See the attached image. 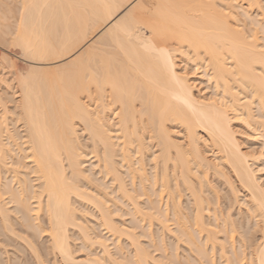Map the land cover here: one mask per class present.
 I'll return each mask as SVG.
<instances>
[{
    "label": "bare ground",
    "instance_id": "6f19581e",
    "mask_svg": "<svg viewBox=\"0 0 264 264\" xmlns=\"http://www.w3.org/2000/svg\"><path fill=\"white\" fill-rule=\"evenodd\" d=\"M19 2L12 31L4 27L29 63L0 56V70L11 73L10 90L0 89V235L6 242L25 237L43 264L27 237L45 232L46 250L58 263L105 264L111 248L84 224L87 208L110 236L133 246L127 255L133 264L166 258L232 264L246 249V264H264V186L255 154L241 146L233 123L264 133V0ZM88 154L95 161L89 169ZM218 177L229 196L218 195ZM239 189L249 211L237 236L229 208L242 202ZM124 207L131 220L120 218ZM155 222L192 244L194 254H183L191 262L174 254L175 240L170 257L154 261L151 247L158 250V241L144 245L149 253L138 234L149 238ZM71 236L78 246L90 250L96 242L102 251L75 256L81 247L73 249Z\"/></svg>",
    "mask_w": 264,
    "mask_h": 264
},
{
    "label": "rangeland",
    "instance_id": "374dc122",
    "mask_svg": "<svg viewBox=\"0 0 264 264\" xmlns=\"http://www.w3.org/2000/svg\"><path fill=\"white\" fill-rule=\"evenodd\" d=\"M19 0H0V34H2L1 36H0V56H1V54L3 55V53L4 54H8V55H10V56H12V57H14L13 59L14 60H16L20 65H26L27 63H29L28 62V60H27V58H25L23 55H21V53L19 52V45L18 44H14V42H12V38H14V35L12 36L11 35V32H10V30L12 31V28L14 27V24L16 23L15 21H16V19H17V16H18V13H19ZM4 25L5 26H7V25H11L10 26V30L9 29H7L6 27H4ZM13 26V27H12ZM4 29H7L9 32L8 33H5V32H3L2 30H4ZM6 30V31H7ZM0 59H1V57H0ZM31 63V62H30ZM37 65H42V64H37ZM50 65H52V64H50ZM197 71V70H196ZM0 89H1V92H2V90L4 91V88H5V91H6V88L8 87L7 86V82L6 81H10V79H11V73L8 71V69H6V68H2V70H0ZM196 82H198V80L197 81H195V84H198V83H200V81L198 82V83H196ZM198 85H200V86H198ZM197 86H198V88H201V90L203 91V93L205 92V93H208V92H210V88L209 87H207V83L206 82H204V83H202L201 82V84H198ZM8 90H10V88L8 87L7 88V91ZM201 91V92H202ZM236 121L238 122V123H236ZM233 123L235 124V127H236V129H237V133H238V131H239V133L238 134H236L237 135V137L241 140V146L246 150V151H248L249 153L250 152H252V154H253V157H254V154H255V157H254V164H253V166H254V168L256 169V175H257V177H258V180H259V183H261V185L262 186H264V136L263 137H261L260 136V134L262 133V131L260 130V129H257V131L256 130H254V129H249L250 127H249V125H247L248 127H246V125H244V123L243 122H240V121H238V120H234L233 121ZM237 124V125H236ZM246 124V123H245ZM245 127V128H244ZM249 130H248V129ZM239 129V130H238ZM253 132H252V131ZM260 130V131H259ZM260 132V133H259ZM256 134V135H255ZM257 135H259V136H257ZM261 135H264V133H262ZM257 136V137H256ZM82 142H83V145H85V137L84 136H82ZM262 144H263V146H262ZM83 149L85 150V152H87V151H89V149H90V147H83ZM263 152V153H262ZM262 153V154H261ZM91 155L92 154H88L86 157H84L85 159L87 158L88 160H86L85 161V163H84V166L86 167V168H90V164H93V163H95V161H94V158H92L91 157ZM255 160H256V162H255ZM93 161V163H91ZM22 170H24V169H22ZM97 173V172H96ZM97 176H99L98 174H96ZM97 176H95V177H97ZM233 176V175H232ZM93 178H95L94 176H92ZM213 178H216V177H213ZM219 177L217 178V179H215V181L216 182H214V186H216L215 188H216V190H217V193H218V195H220V197L222 198V197H226V196H229L228 194H230V189H229V186H228V184L225 182V178L223 179L222 177L219 179ZM232 179L233 180H235V177L233 176L232 177ZM231 179V180H232ZM103 181V180H102ZM234 184H238V182L235 180L234 181ZM239 186V185H238ZM110 189L112 190V188H109L108 187V190L110 191ZM240 191L238 192V195H239V197H240V201L242 200V202H240V206L237 204V203H233V205L231 206L232 208H229L230 209V212H229V214H230V216H232V219L233 220H235V222H234V224L236 223V227H237V234H236V231L234 232V235H237L238 236V233H243V228H240V227H238L239 225H238V222H240V221H242V222H244V221H247V219H246V213L249 211L248 209H247V207H246V198H245V196H244V194H245V192L242 190V189H239ZM227 192H228V194H227ZM185 192H183V193H181L182 195H181V199L180 200H182V205H183V207H184V205L185 206H187L186 204L187 203H185L186 201H188L189 199V197H188V195H186V193L184 194ZM112 196L113 197H115L116 195L113 193L112 194ZM243 197L245 198V199H243ZM140 199L139 200H142L143 198H144V196H141V197H139ZM188 199V200H187ZM244 200V201H243ZM243 202H245V203H243ZM79 203V202H78ZM75 203V205L77 206V208H78V210H80V211H78V213L79 214H81L80 212H82V206L84 207V205H82L81 203ZM9 204V203H8ZM13 204V203H12ZM243 204V205H242ZM11 205V204H10ZM31 206H33V205H31ZM225 207V208H224ZM223 208V212H224V214H226L227 213V211H229V209L227 210L226 209V206H224ZM85 208V207H84ZM112 208V210H113V208L114 207H111ZM130 208V207H129ZM128 208V209H129ZM184 208H186V207H184ZM184 208H183V210H184ZM84 211L82 212L84 215H82V216H84V218H83V220H84V224H87L90 228H91V230L93 231V234L94 233H98V235L99 236H101L102 238H103V240H105V242H106V244L109 246L108 248L110 249L111 248V250H110V253H111V255H112V257H110L109 259H111L112 261H114L113 259H115V262L113 263L112 261H110L109 259H107L108 260V262H107V260L105 259L104 261H106L105 262V264H115L116 262V264H133L134 262H130L129 260L130 259H128L129 258V256H127V255H129V251L131 252V253H133V246L132 245H129V243L128 242H126V241H128V240H126L124 237H120V239L117 241L116 239H114L112 236H110V234H109V232L104 228V226L102 225V227H101V224H96V223H98L99 221H97L96 220V218H94L93 219V216H94V214H93V212H91V213H89V212H87V211H91V210H87V208H85V209H83ZM87 210V211H86ZM125 210V211H124ZM127 207H126V209H125V207H124V209L122 210V211H124V212H122L123 214H121L120 216H122V217H120V218H122V220L125 218V219H129L128 217V215H126V214H128L129 213V211L127 210ZM226 210V211H225ZM246 210H248V211H246ZM35 211H37V212H35ZM120 210H118L117 211V213H116V215H114L113 217L115 218V217H117V215H119L118 214V212H119ZM34 212V213H33ZM126 212V213H125ZM32 213L33 214H37V215H43L42 214V212L40 213V211L39 210H33L32 211ZM125 213V214H124ZM232 214V215H231ZM12 215V214H11ZM15 215V214H14ZM13 215V216H14ZM36 215V216H37ZM91 215H93V216H91ZM12 216V217H13ZM15 216H17V215H15ZM131 216V215H130ZM246 216V217H245ZM86 217V218H85ZM33 218H36L35 217V215L33 216ZM118 218V217H117ZM115 218V220H119L120 218ZM13 219H14V217H13ZM124 219V221H126ZM246 219V220H245ZM35 220V219H34ZM38 220V219H37ZM95 222H94V221ZM129 220H131V217H130V219ZM232 220V221H233ZM123 221V222H124ZM131 222V221H130ZM129 221L127 222V223H130ZM133 222V221H132ZM138 222L140 223V220H138ZM145 222V221H144ZM254 222V219H253V221H251V223H252V225H251V223L250 224H247L248 226H254L253 223ZM170 224H171V222H169ZM245 223H248V222H245ZM93 224V226H95V224H96V228H94V227H91V225ZM125 224H126V222H125ZM141 224V223H140ZM98 225V226H97ZM156 225V226H155ZM147 226V225H146ZM145 226V229L147 228ZM17 227V226H16ZM155 227V228H154ZM156 227H157V229L158 230H156ZM173 227V225L172 226H170V228H172ZM240 228V229H239ZM17 229L19 230V226L17 227ZM93 229H96V230H93ZM142 229H144V228H142ZM141 229V230H142ZM153 229L154 230H156L158 233H156V234H152L153 232L155 233V231H153ZM251 229H253L252 227L250 228V232H251ZM136 230H137V228H136ZM141 230H139V228H138V231L140 232ZM151 230H152V232H151V234H150V232H147L148 234H146V233H144V232H146L147 231V229H146V231L145 230H143L144 232H142V233H144V234H146L147 236L149 235V238L148 237H146L145 235L143 236V235H140L141 234V232L138 234V240H139V242L140 241H142L140 244H142V243H144V244H142L141 246H143L145 249L146 248H148L149 247V245L148 246H144V245H146V243L147 242H150L149 240H152L153 241V243H152V241H151V246H153V244L154 243H156L157 241H158V243H156L155 245H157V246H155L156 248H158V250H156L155 248L153 249V247H151V250H152V252H153V250H155L153 253H151L150 255H152V257L153 258H155V256H156V258L155 259H157V260H155L154 259V261H158V259H159V261H164V259L166 258V256H168V257H170V255H171V250L169 251V249H170V246L172 247V245H170L171 243H175V244H177V246L175 245V246H173V247H175V249L177 250V251H174L175 253L174 254H176V255H178L177 257L179 258V256H183V254L185 255L186 254V256L188 257L189 255H193L194 254V251H195V249H194V247L192 246V244H191V246H192V250H190V248H191V246L190 247H188V245L186 244V242L184 241V243H183V241H180L179 242V240L176 238V237H173V235L172 234H174V232L173 231H169V230H163V231H161V229L159 228V226L156 224V222L154 223V224H152V226H151ZM160 230V231H159ZM242 230V231H241ZM247 230V229H246ZM97 231V232H96ZM166 231V232H165ZM239 231V232H238ZM169 232H173L172 234L171 233H169ZM161 233V234H160ZM17 234H19V235H21V236H25V233L24 232H22V231H17ZM43 234H45V232H43L42 233V235L40 234V236H34L35 238H32V237H27V240H29V241H31V243L33 244L32 246H33V248L34 249H36L37 250V253H38V257L43 261L42 263L43 264H60V263H58V261H56L57 259H56V257L54 256V254H52V252L50 251V252H47V250H46V247L49 245V243H48V238H47V236H45V235H43ZM158 234V235H157ZM168 234V235H167ZM249 234H251V233H249ZM254 234V233H253ZM96 235V234H95ZM97 235V236H98ZM151 235H152V238L153 239H150V237H151ZM175 235V234H174ZM3 235H0V264H4V262H7L6 260H10L11 259V263L13 264V261L15 262V263H18V264H38V261H37V257L34 255V251H32V248L30 247V245H28L29 244V242H27V241H25L24 239H25V237H24V239H18V237H15V238H13V239H8V240H10L9 241V243L11 242V244H9L8 243V241L6 242V237H2ZM156 236L158 237L159 236V240H157V238H156ZM236 236V237H237ZM162 237H164L165 239H163ZM71 238H73L74 239V236L72 237L71 236ZM76 238V237H75ZM260 237H259V232H256V234H254V236H253V239L256 241L257 239H259ZM33 239V240H32ZM73 239L71 240V243H72V245H73V243H75L74 244V246H72L73 247V249H75L76 247L78 248H82L83 246H78L77 245V243L78 244H80V242H79V239L76 241L75 239V241H73ZM162 239V240H161ZM237 239V238H236ZM12 240V241H11ZM124 240H126V241H124ZM174 240H175V242H174ZM177 240V241H176ZM260 240V239H259ZM259 240H257L256 242L257 243H260V241ZM4 241V242H3ZM73 241V242H72ZM156 241V242H155ZM238 241V240H237ZM254 241V242H255ZM119 242V243H118ZM163 242H164V244H165V246L167 245V247H166V250H165V246H164V244H163ZM179 242V243H178ZM227 240H226V244H227ZM8 243V244H7ZM117 243V244H116ZM127 243H128V245H127ZM162 243V244H161ZM238 243V242H237ZM236 243V246L238 245ZM94 244V243H93ZM93 244L91 245V248H90V250L88 249V248H84V247H86V246H84L82 249L83 250H81V248L78 250V249H76V250H73V251H77V252H75L76 254H74L75 256H84V255H87L88 254V252L90 251V252H92L93 250H94V252L95 253H97V254H100V252L102 251L101 250V246H99V244H97L96 242H95V244H94V246H93ZM118 244L120 245V246H118ZM158 244H159V246H158ZM180 244V245H179ZM186 244V245H185ZM188 244H190V243H188ZM228 246H229V243L227 244ZM116 246H117V248H119V250H120V247L123 249H121L120 251H121V253H119L120 251L116 248ZM187 246V247H186ZM94 247V248H93ZM129 247V248H128ZM159 247L161 248H163V251H164V253L162 252V248L161 249H159ZM180 249H179V248ZM239 246H237V248H238ZM97 248V249H96ZM169 248V249H168ZM188 248V249H187ZM237 248H236V250H237ZM85 249H88V250H85ZM114 249L116 250H118V252H117V254H116V251H114ZM132 249V250H131ZM174 249V248H173ZM174 249V250H175ZM146 250H149V253L151 252V250H150V247H149V249H146ZM170 252V254L169 255H167V252L168 251ZM191 251V253H190V251ZM194 250V251H193ZM239 250V249H238ZM237 250V251H238ZM49 251V250H48ZM85 251V252H84ZM87 251V252H86ZM160 251L162 252L161 254H160ZM180 251H182V252H180ZM184 251V252H183ZM187 251H189V253H188V255H187ZM192 251H193V253H192ZM93 252V253H94ZM125 252V253H124ZM173 252V251H172ZM239 252H240V250H239ZM238 252V253H239ZM247 252H248V250L246 249L245 250V252H244V255H246L247 254ZM86 253V254H85ZM113 253H114V256H113ZM122 254V255H119V254ZM130 253V254H131ZM181 253V254H180ZM237 253V254H238ZM240 253H242V252H240ZM158 254H160V256L158 255ZM162 254H165V255H163V260L161 259V255ZM180 254V255H179ZM196 254V253H195ZM132 255V257H133V254H131ZM131 255H130V258H131ZM217 255L218 254H216V256H215V258H217L218 259V257H217ZM242 255V254H241ZM244 255H242V256H240V255H236V257H238L237 259L240 261V258L242 259L243 257H244ZM16 256V257H15ZM125 256H127V257H125ZM158 256V257H157ZM175 256V255H174ZM172 257V259H174L175 257ZM186 256H183L182 258H183V260H185V262L184 263H186V261H187V263H189V262H191V261H189L190 259H188V260H186ZM246 256H248V254L246 255ZM245 256V259L243 258L242 260H241V262H239L238 261V263L237 264H246V257ZM18 257V258H17ZM124 257L126 258V259H124ZM176 257V258H177ZM190 257V256H189ZM193 257H195V255L194 256H192V260L194 259ZM240 257V258H239ZM134 258V257H133ZM132 258V259H133ZM182 258H179V260L181 261L182 260ZM117 259H118V261H117ZM169 259V258H168ZM167 258L165 259V262H163L164 264H169L170 262H168V261H171V259L170 260H168ZM203 259V258H202ZM201 259V260H202ZM248 259V258H247ZM127 260V261H126ZM175 260V259H174ZM177 260V259H176ZM243 260H244V262H243ZM129 261V262H128ZM173 261V260H172ZM172 261H171V264H173L172 263ZM203 261V260H202ZM217 261H220L219 259L218 260H216V263H217ZM21 262V263H20ZM110 262H112V263H110ZM153 262V260H151V264H155V262L154 263H152ZM182 262V261H181ZM193 262H194V260H193ZM195 262H196V260H195ZM221 262V261H220ZM160 263V262H159ZM183 263V262H182ZM192 263V262H191ZM190 263V264H191ZM233 263H235V262H233ZM232 263V264H233ZM235 263V264H236ZM6 264V263H5ZM9 264V263H8ZM157 264V263H156ZM160 264H162V263H160ZM193 264V263H192ZM195 264H197V262L195 263ZM203 264H204V261H203ZM207 264V263H206ZM217 264H220V263H217ZM223 264H225V262L223 263Z\"/></svg>",
    "mask_w": 264,
    "mask_h": 264
}]
</instances>
